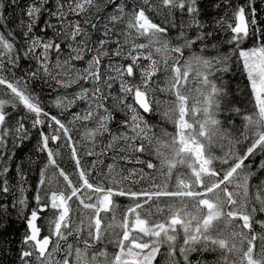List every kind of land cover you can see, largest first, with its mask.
<instances>
[{
    "label": "snow or ice",
    "instance_id": "6c2138e0",
    "mask_svg": "<svg viewBox=\"0 0 264 264\" xmlns=\"http://www.w3.org/2000/svg\"><path fill=\"white\" fill-rule=\"evenodd\" d=\"M0 264H264V0H0Z\"/></svg>",
    "mask_w": 264,
    "mask_h": 264
}]
</instances>
